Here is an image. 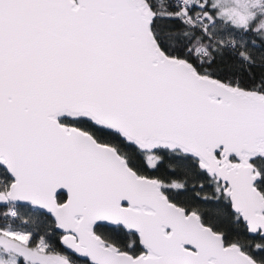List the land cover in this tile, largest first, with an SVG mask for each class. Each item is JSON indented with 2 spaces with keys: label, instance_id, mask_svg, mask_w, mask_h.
<instances>
[{
  "label": "snow or ice",
  "instance_id": "snow-or-ice-1",
  "mask_svg": "<svg viewBox=\"0 0 264 264\" xmlns=\"http://www.w3.org/2000/svg\"><path fill=\"white\" fill-rule=\"evenodd\" d=\"M0 264H264V0H0Z\"/></svg>",
  "mask_w": 264,
  "mask_h": 264
},
{
  "label": "trees",
  "instance_id": "trees-1",
  "mask_svg": "<svg viewBox=\"0 0 264 264\" xmlns=\"http://www.w3.org/2000/svg\"><path fill=\"white\" fill-rule=\"evenodd\" d=\"M167 164V162H165ZM209 210H211L210 206H209Z\"/></svg>",
  "mask_w": 264,
  "mask_h": 264
}]
</instances>
